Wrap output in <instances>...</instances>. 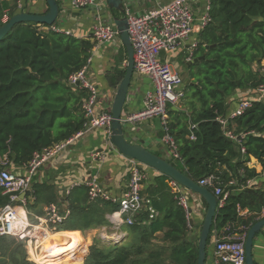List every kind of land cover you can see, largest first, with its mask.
I'll return each instance as SVG.
<instances>
[{
	"label": "trees",
	"instance_id": "obj_1",
	"mask_svg": "<svg viewBox=\"0 0 264 264\" xmlns=\"http://www.w3.org/2000/svg\"><path fill=\"white\" fill-rule=\"evenodd\" d=\"M208 1L211 22L201 33L199 48L192 53L194 57L198 52L205 56V68H200L198 78L202 88L194 96L201 106L190 116V124L196 126L195 140L186 139L187 125L180 129L178 120L176 124L169 123L180 157L170 161L173 166L196 182L211 175L222 187L230 180L236 182L225 205L217 211L207 247L213 234L220 237L238 228L248 232L264 218V191L253 186L239 189L259 176L246 167L250 157L264 168V102H253L240 117L228 121L227 130L238 139L244 136V154L239 144L226 137L217 121L229 116L226 99L233 91L254 90L264 84V77L254 68L260 64L258 59L264 58V0ZM17 13L20 12L13 2L0 1V27ZM39 27L34 23L19 24L0 40V156L7 154L15 166L26 164L34 152L68 139L84 122L75 119L73 112L80 109L79 101L86 91L74 94L67 78L85 65L87 45L63 33L40 31ZM200 63L190 68L200 67ZM124 72L118 73L117 84ZM168 112L180 115L171 109ZM176 127H180L178 133ZM47 189L45 184L44 192ZM41 191L42 187L33 186L27 194L34 199L32 203L25 200L28 211L49 197L47 193L42 196ZM148 196L156 216L149 219L147 212L140 213L132 226H126L127 238L120 243L94 239L82 264H197L198 237L189 236L185 211L164 180ZM8 203L9 196L0 188V207ZM102 203L118 209L112 202ZM239 211L245 215H239ZM59 230L69 228L62 226ZM0 264L34 263L27 260L21 243L0 237Z\"/></svg>",
	"mask_w": 264,
	"mask_h": 264
},
{
	"label": "built area",
	"instance_id": "obj_2",
	"mask_svg": "<svg viewBox=\"0 0 264 264\" xmlns=\"http://www.w3.org/2000/svg\"><path fill=\"white\" fill-rule=\"evenodd\" d=\"M13 2L18 9H21L20 0H0ZM98 0H72L71 5L76 9H85L97 5ZM192 0H173L171 3L157 7L143 15H133L125 11L128 23V35L133 48L134 71L133 77H147L150 80V91L146 92L143 98L142 109L131 113L121 124L127 125L143 123L148 120L157 119L161 126V142L168 149L172 159H179L177 143L170 132L168 109L170 106L178 105L185 97L181 89L182 79L169 64L160 61L163 51H169L181 45L191 34L193 29L194 15L190 2ZM211 3L206 2L204 12L199 18V26L205 29L211 22ZM106 20L108 22H106ZM104 21L97 20L92 27L91 36L97 45L118 42L119 34L111 19ZM40 31L61 33L54 25L41 26ZM195 47V46H193ZM192 54V53H190ZM258 72L264 77V58L261 59ZM91 58H88L85 65L78 71L70 74L67 78L69 87L86 91V96L81 101V112L83 114L82 128L66 140L55 143L39 152H34L31 159L25 164L26 174L18 176L12 174L8 169L10 160L7 154L0 156V188L4 195L9 196V203L0 207V237H11L26 245L27 260L34 264H76L83 258L86 249L81 241L74 242L68 239L61 245L44 250V239L46 235L62 233L59 229L68 216L67 212H62L56 205H48L44 208L42 215L36 217L34 223L27 220L25 210L21 208L20 195L28 193L31 189L32 181L38 170L56 155L62 152L72 143L82 139L85 135L96 129H103L109 135L111 131L112 117L108 112H103L98 108V90L89 81L88 67ZM253 102H264V84L258 85L252 90L251 97L241 100L227 118H218L217 121L224 128L226 137L239 144L240 152L245 153L241 145V138L227 130L228 121L240 117L248 110ZM195 125L190 127V141L195 140ZM111 145V144H110ZM100 154H95L94 158H100ZM102 158V157H101ZM125 173L128 177V184L119 201L115 219L112 220V237L102 235L104 239L112 243H120L125 235L120 233L122 226H132L135 217L142 212H147L149 219L156 216V212L149 206L148 201L142 195L144 176L140 165L132 159L127 160ZM264 178V168L260 173ZM218 178L211 175L199 180V186L210 188L211 193L217 200V210L222 208L231 193L230 188L236 186L234 180L228 181L225 187L218 182ZM87 195L89 200L101 199L112 202V199L105 193L103 188L95 181L88 183ZM171 193L174 195L177 204L184 209L187 219V226L191 220L189 207V191L170 180L168 183ZM251 186V180L239 187L240 190ZM264 190V187H263ZM115 202V201H114ZM24 204V200L21 202ZM113 203V202H112ZM239 215L245 212L239 211ZM106 234V233H103ZM247 232L238 228L233 233L223 234L214 240L212 252V264H245L244 244Z\"/></svg>",
	"mask_w": 264,
	"mask_h": 264
},
{
	"label": "crops",
	"instance_id": "obj_3",
	"mask_svg": "<svg viewBox=\"0 0 264 264\" xmlns=\"http://www.w3.org/2000/svg\"><path fill=\"white\" fill-rule=\"evenodd\" d=\"M20 1L22 6L21 9L16 7L20 13L45 14L48 10L43 0ZM172 1L173 0H124V7L125 11L133 15H143L152 9L167 5ZM207 1L208 0H192L190 2L194 15L191 34L181 45L172 50L161 52L160 61L169 64L179 76L180 73L185 70L184 68L188 71L193 65L187 67L185 58L189 57L190 53L195 54L196 50L199 48L201 42L200 36L204 30L199 26V18L204 12ZM56 2L59 6V16L55 26L66 36L75 38L87 45L88 58H91L87 74L89 81L96 87L99 93L97 106L99 110L110 113L112 101L119 85L116 81L117 75L121 71H125L126 68V54L125 51L124 53L122 52V46L118 42L97 45L91 33L92 27L97 20L104 21L106 19H112V13L105 0H98L96 6L85 9L74 8L71 5L72 0H56ZM6 19L7 17L5 16L3 21H6ZM106 22L108 21L106 20ZM197 55V57L203 56L200 52H198ZM203 57L205 58V56ZM180 61L183 63H180ZM199 62H201L199 66L204 69L205 64L202 63L203 60ZM254 68L258 71L259 66L257 68L254 66ZM194 80V78H190L187 81L184 80L186 86H183L182 83L181 89L184 91V88L186 89L192 86L196 91L198 89L200 90L202 86L198 83L194 85ZM150 84V80L147 77H133L122 110L123 119L131 113H135L142 109L143 98L145 93L150 91ZM72 89L74 94H79V91H81L77 88ZM251 93L252 90L245 89L233 91L226 99L227 114L236 109L241 100L250 98ZM84 97L80 98V109L73 112L75 119L82 121L81 101ZM184 99L185 98H183L178 105L169 107V109L174 112H179L180 115L175 116L168 112V117L170 124L179 122L180 129H183L184 126L186 127L187 125L188 134L186 135V139L190 140V127L192 125L190 124V116L194 109H200L201 104L198 103L197 97H194V100L190 102H184ZM185 117H188L187 122ZM123 127L126 139L129 142L144 146L150 152L168 162L174 161L168 149L161 142L162 133L159 120L152 119L143 123H135L134 125H123ZM179 128L176 127V133L180 130ZM107 136L108 135L103 129L93 130L82 139L65 148L38 170L33 178L31 189L28 193L33 191V186H36L38 189L40 186L42 187V196L44 193H47L49 197L39 201L36 209L30 211L25 207V200L28 198L30 203H32L34 199L32 197L29 198L27 196L28 193H26V196L22 199L24 200V204H22V200H20L21 202L19 205L25 210L27 220L30 223H34L36 217L42 215L45 207L53 204L62 212L68 211V216L62 226L68 227L69 230L62 231V233L73 235L75 239L81 241L83 245H85V248L91 245L94 239H101L104 241L102 235H106L103 233H109L111 231L112 220L116 218V210H112L108 206L105 207L102 203L106 202L104 200H89L86 185L92 181L97 182L112 199L113 204L118 205L116 201L122 198L128 184V177L125 173L128 159L120 155L110 145ZM95 154H100L102 158H94ZM246 167L250 170L253 169L255 173L259 175L256 179L251 180V186H253L254 189H261L264 191V178L260 176L263 166L256 159L250 157L249 161L246 163ZM7 169L12 174L18 176H24L26 174L25 164L22 166H15L10 161ZM140 169L144 176L142 195L145 200H148L147 198H149L148 195L150 192L158 190V185L162 180H164V183L168 186L170 181L169 178V180L163 179L157 172L143 166H140ZM45 184L48 187L47 192H44ZM190 202L192 203L191 205ZM189 207L191 208V219L193 212L196 219L200 216L202 217L205 212L203 201L199 196L193 193H189ZM126 229V226L120 228V233L125 235V240L127 238ZM261 232L262 234H258L255 238L257 239V251L260 245H264V228ZM156 235L159 236L160 233ZM215 239V234H213L210 250L207 252L206 264H212V252ZM22 245L24 249H27L26 245ZM258 260H255L256 264H264V257ZM77 263L82 264L83 259L81 258Z\"/></svg>",
	"mask_w": 264,
	"mask_h": 264
},
{
	"label": "water",
	"instance_id": "obj_4",
	"mask_svg": "<svg viewBox=\"0 0 264 264\" xmlns=\"http://www.w3.org/2000/svg\"><path fill=\"white\" fill-rule=\"evenodd\" d=\"M43 1L46 3L48 9L45 14L21 12L13 15L3 26L0 27V40L6 37L11 32V30L19 24L34 23L37 25L46 26L54 25L59 16V6L56 0ZM105 2L112 13L111 21L119 34L121 46L123 47L126 54L125 72L117 87L110 110L112 124L109 135V143L124 158L135 160L140 166L152 169L159 175L169 178L187 191L199 196L201 200H203L204 204L206 205V209L202 217H199L201 221L196 222L191 219L189 221L188 228L190 230L189 236L196 233V236L198 237L197 264H205L207 257L208 236L211 233V230L217 219V200L209 190L199 186L196 181L183 174L170 162L153 154L144 146L133 144L126 139L124 127L121 124V118L127 93L133 79V48L127 31L128 23L127 17L125 15L124 0H105ZM204 59L205 58L203 56L194 57L193 54H189V57L185 58L186 66L189 67L192 64H197L199 61ZM25 196L26 194L22 193L20 195V200H22ZM263 228L264 218L253 224L248 230L244 244L245 264H255L253 242L255 236L260 231H262Z\"/></svg>",
	"mask_w": 264,
	"mask_h": 264
},
{
	"label": "rangeland",
	"instance_id": "obj_5",
	"mask_svg": "<svg viewBox=\"0 0 264 264\" xmlns=\"http://www.w3.org/2000/svg\"><path fill=\"white\" fill-rule=\"evenodd\" d=\"M180 63H183V62L180 61ZM183 65H184V64H183ZM200 68H202V67H201V66H200V67H193V68H190L188 71L186 70V68H184L185 70L182 71V72L180 73V76H181V78L183 79V80H182V81H183V86H184V85L186 86V84L184 83V80L187 81V80L190 79V78H194V79H195V80H194V85H195L196 83L200 84L199 81H198V78H199V76H200V72H199ZM195 92H196V90H195V88L192 87V86H190L189 88H186V89L184 88V94H185L184 102H185V101H186V102L193 101V100H194V96H195ZM191 204H192V203L190 202V205H191ZM190 209H191V208H190ZM205 209H206V208H205ZM192 219H193V221H197V222L201 221V219H199V218L196 219V217L194 216V212L192 213ZM105 233H106V235H107L108 237H112V236H113L111 231H110L109 233H107V232H105ZM110 233H111V234H110ZM260 234H262V232L259 233V235H260ZM193 235L196 236V233L193 234ZM49 236H52V235H49ZM65 236L70 237L71 235H65ZM104 241H105V243H107V242H111L110 240L107 241V239H104ZM256 242H257V239H255L254 242H253V253H254L255 260L257 261L259 258L264 257V245H260V246L258 247V251H257V245H256ZM211 243H212V239H211V241L209 242V245H208V247H207V252L210 250V245H211ZM45 247H46V246H45ZM86 247H87V246H86ZM84 249H86V248L84 247ZM44 250H45V249H44ZM86 250H87V249H86ZM82 259H83V258H82ZM258 262H259V260H258ZM257 264H259V263H257Z\"/></svg>",
	"mask_w": 264,
	"mask_h": 264
},
{
	"label": "bare ground",
	"instance_id": "obj_6",
	"mask_svg": "<svg viewBox=\"0 0 264 264\" xmlns=\"http://www.w3.org/2000/svg\"><path fill=\"white\" fill-rule=\"evenodd\" d=\"M50 235H52V236L46 235L45 239H44V249H46V250L50 249V248H54L57 245H61V243H64L68 239L79 243L78 242L79 240L75 239V237L73 235H71L70 237L65 236L66 234H64V233H57V234H50ZM67 262H65V263H67Z\"/></svg>",
	"mask_w": 264,
	"mask_h": 264
}]
</instances>
